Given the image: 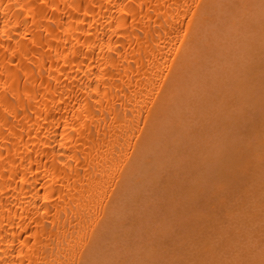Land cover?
I'll return each instance as SVG.
<instances>
[{"label": "bare ground", "instance_id": "1", "mask_svg": "<svg viewBox=\"0 0 264 264\" xmlns=\"http://www.w3.org/2000/svg\"><path fill=\"white\" fill-rule=\"evenodd\" d=\"M222 3H223V0H0V264H96L101 250L105 249L104 248L105 246L106 248L107 246H109L108 243L111 242L110 237L112 235H114L112 236V238L114 237L113 239H115V242H117L116 243L117 245H118V242L119 244L121 243L119 241L121 239L118 238L121 235L117 237L115 235V232L112 230V228H114L115 225H117V228L116 229L114 228V230H117L118 227H120V229L118 230H122L123 227L126 228V229L123 228V230H127V229L129 230V228L133 229L132 227L135 226L134 232L138 234L137 236H141V237L143 236L144 234L143 232L146 231L145 228H143L145 223L147 222L146 224L148 223L151 224V222L155 221L151 219H155L154 218L156 217L155 214H157L158 211H160L161 209H158V206L155 207L156 204L154 203L155 206L154 205L153 206L155 207L154 210L156 212L152 210L153 208L152 209L149 208V210L152 211V213L150 212L151 214L150 213L149 214L153 216V218H151V216L148 217L149 215L148 214L147 216H144V217L149 218V219L148 218L146 219L147 221H145V218H144V219H141L143 220L141 223H136L137 225L136 224L134 225L130 222L133 220H134L133 222H135L136 217L132 218L131 213L128 214L127 213L128 210H125L124 208L127 199L129 197L130 198L132 197L131 194L132 195L133 193L136 194V192L138 191H141L142 193H144L147 190L146 187L148 188V186L146 185L150 184V183L147 184L146 182H148V180L150 181V179L152 181L153 179L152 175H155V172L158 171L157 169L161 170L163 168V166L161 165L166 164L168 160H169L168 163H172L170 162V160L172 158L174 160L175 157L179 156V154L176 156L177 154L176 150L178 151V153H180L181 151V146L180 147L178 146L180 145L179 143L181 144L183 143L184 147L182 146L183 147L182 149H184L186 146L189 147V145L184 144V141L185 142L188 141L186 143L190 144L191 140L189 141L186 138V140L181 141V138L183 136L181 137L180 132L184 131L183 130L184 127L191 129L192 127L195 128V126L197 127L200 125L198 129L202 132V127H203L204 128L203 132L206 131L205 129L207 128V126L205 125V123L212 118L211 117L212 115L214 117V114L216 112L219 113L218 110L222 108L221 107L222 103H226L224 102V100L228 98H223L225 97L223 96L222 98L224 100L220 99L223 102L220 103V108L218 107V110L216 108L213 110L209 109L210 106L208 105L209 103L211 104L210 101H214L215 98H213V96L215 97L216 96L215 94L217 93V92L215 93V91L216 90L220 91L222 88L224 89V86L227 84L226 81L231 79L229 77H231V75H233L234 77L235 74H238L240 72L236 70V72H238L236 73L235 71H233L234 69L229 71V69L232 68L230 65H232L233 68L234 67L237 68L238 66H241L245 62L243 61L244 58L248 56L249 52L251 51L250 47H248L247 50L249 51L247 53L246 48H244L246 50V53L244 52L245 51L244 49L242 52L239 53L240 55L242 53L241 56L235 53L236 54L235 56L236 57L238 56L237 58L235 57L236 59L233 57L231 59V57L226 56L227 54L234 56V52L235 51L237 52L238 50H240L238 48L235 49V47L238 44L237 42L238 40H239V43L240 42L242 43L244 40V39L241 40L239 37L240 36L239 28L241 27L243 28V26L241 25H246L249 28V24H250L251 25L250 27L253 28V31H250L252 35L254 33L255 34L258 33V31L261 32L260 30H258L260 27H258V29H255L256 27L253 26L254 22L250 21V19L253 20L256 16L258 17V19H260L259 17H262V13H263L262 10H264V7H263L264 0H242L239 2V6H238L239 10H237L238 8L236 10L233 9L234 12L232 11V14L234 13L239 16L242 13L243 20L241 19L238 21L233 20L230 22V24L231 23L232 24L230 25L231 29L229 31L232 34L229 33L228 36L225 37L226 39H222L221 42L219 41L220 39H218L219 37H217V39L215 37H212V35L215 33V30L211 29V26L217 22V19L215 17L217 16V12L219 11L220 5ZM262 7L263 9L261 10L260 8ZM222 10L224 11L223 8ZM235 11H238V12L235 13ZM258 11L259 13L262 12L260 16L258 15L259 14ZM234 14H233V17H234ZM253 14L255 16L252 18ZM235 22H237L238 24L236 25ZM232 28H233V31H232ZM218 30L219 28H217V31ZM234 30H239V31H236V33H234L235 32ZM249 30H252V29H249ZM263 31L264 30H262L261 34L264 33ZM229 35H232V36L236 35L237 37H239V39L235 36L236 39L234 41L233 39L230 38ZM250 38L251 37L247 38L249 39V41L247 40L248 42H250ZM213 41H215L216 43H212ZM222 41H226V42L229 41L232 43H229V42L224 43ZM219 43H220V46H219ZM253 43L252 42L248 43V45L253 44ZM221 44H223V46ZM227 44L229 46H226ZM233 46L235 47L233 48ZM220 47L222 48V50L223 49L225 50L228 48L229 52L224 54L228 59L226 57H225L226 59L225 58L222 60L219 59V54L224 52V50L223 51L220 49L218 50V48ZM202 48H205L207 53L201 52L200 50ZM253 50H255V48ZM219 51H222V52H219ZM243 55H245V57ZM201 56H203L204 58L212 59L210 66L212 68L214 67L213 72L215 73L214 74L212 72V69L211 71H209L210 73L209 75L206 73V71H204L202 76L204 77L205 75L206 79H208L207 81L203 78L205 80L204 83L207 81V83H205L206 85L204 86H200V85H203L204 83L202 82L203 81L202 78L200 80L199 76L202 74L203 69L201 68L206 64V62L204 60H201V61L199 60L203 58ZM221 56H223V54L220 55V57ZM241 57H243L242 58L243 60L241 59ZM234 60H237V61L239 60L238 61L239 63ZM240 60L242 61V63ZM221 61L223 62L222 65H220ZM217 62L219 65H215L217 64ZM236 62L238 63V65L236 64ZM226 63L228 65V68H227ZM233 63L235 64L233 65ZM222 66L224 67V69L222 68ZM263 66L264 65H262L261 67V65H259L256 67L264 68ZM250 67H253V66H250ZM236 77H235V80L237 79ZM198 80L200 81V83H198V86H197ZM235 80H232V82H234ZM227 85H226V88L229 87ZM207 86L209 87L207 88ZM248 86L249 85H246L244 88L247 87V89H249ZM197 87H200V88H197ZM234 87L235 89H237L236 86ZM190 89H191V94H194L192 93V91L195 93L196 92L198 93L201 90L203 91L204 89H205V92L208 90L209 93L211 92L210 94L212 95L213 99L210 97L206 99V97H204L203 100L206 99L204 100V102L207 101V103L202 104L201 103L202 99L198 101L199 97L195 95L194 97L197 96L198 99L196 97V100L194 101L195 98L193 97V95L191 96L189 94ZM193 89L196 91H194ZM242 90L243 92L242 91L241 92L244 93L245 89H242ZM228 91H229V88L226 91L223 90V92H225L223 94H226V92ZM231 91H233V88L231 89ZM245 92H248V90ZM184 93H186L189 100L185 99V97L187 98V96L184 95ZM223 94L220 95V98ZM254 95H252L251 98H253ZM229 96L231 97L233 95L229 94ZM234 96L236 97V94ZM189 97L194 98V99L191 100ZM241 98L243 99V97ZM184 99H185L184 101L185 103L183 102ZM218 100L219 99H217L216 101L218 102ZM226 101L229 104L228 100ZM229 101H234V99L229 100ZM237 101L240 102L239 99ZM182 102L186 106L183 105ZM194 102L196 103L199 102L200 105ZM212 103L214 104L215 107H217V105H215L216 102L215 103L212 102ZM216 104H218L219 106V103H216ZM228 104H226V106ZM239 104L242 105L243 103L240 102ZM190 105L193 106V108H195L193 109L194 112H192L193 111L191 110L192 108H189L191 107ZM200 106H203V107L205 106L202 109H206L208 107L207 110H211L212 114H210V112L208 114V111L206 113V110H203L201 112ZM179 107H181L183 111L189 110L188 113L191 116L185 115V118H184L183 115L185 112H183V114L179 115L178 116L179 118H177L176 115H177V110ZM211 107H212V104H211ZM223 107H225L224 104H223ZM251 107H252V104H251ZM196 109L199 111H195ZM225 109L226 108H224V110ZM235 109L233 110L231 109L232 112L235 111ZM191 112L194 114L192 115ZM196 112L198 113L196 114ZM202 113L204 114V116L202 115L203 118L201 117ZM216 114H215V117H216ZM219 116L220 115L218 114L216 118H218ZM234 116L231 115V117H234ZM207 117L209 119H207ZM187 118H189L188 119L189 121L190 119H192L188 124H187L188 121H186ZM182 119H184L183 121L185 122H183ZM216 120L218 123V120H221V119H216ZM195 122L197 124H195ZM214 122L215 120L213 119L212 121L210 120V123L212 125L215 124ZM208 123L209 121L206 124L210 125V123L209 124ZM243 125L244 123L242 124V126ZM260 125L261 123L258 125V127ZM263 125L264 124H262V128L264 127ZM242 126H238V127H242ZM173 130L177 133L179 131L180 132L179 134H176ZM193 130L191 129V132ZM195 130L193 133L195 137L192 135L194 137L192 139H195L197 134L198 136H200V138L201 137L205 138L203 134L199 135L200 131H197V134L195 135L196 133ZM214 130H217V129H214ZM208 131L212 132L210 130ZM188 132L192 134L190 131ZM175 134L178 136L180 135L179 136L180 138L177 137ZM183 134L186 137H188V139L191 136L190 134L188 136V134H185V132ZM185 136L183 137V139H185ZM223 136L225 135L223 134ZM208 137H209V133H208ZM178 138L180 139V142L179 140H177ZM229 138H227V140H229ZM234 138L236 139L235 136ZM197 142H199V140L196 141V143ZM219 142H216V146H217V143ZM259 142L262 143V141L260 140ZM174 143L175 144L178 143V144L175 145ZM200 143H204V141ZM209 143L211 144L212 142H209ZM172 144L174 146H172ZM176 146L177 148H175ZM220 146L221 144L220 145L218 144L217 147L221 148ZM222 146L224 145L222 144ZM178 147L180 151L178 150ZM194 147L198 151L199 149L201 150V147L197 148L199 147V144L197 145V147L194 145ZM225 147H227V145ZM173 148H175V150H173ZM171 149L173 151H171ZM196 149L188 148L187 151H185L186 149L184 150V152L181 151V154H180L182 156L181 159L189 158V154L188 156L185 155L187 157L186 158L184 155H182V153H185V152L192 153L193 150H194V153H196L197 152V151L195 152ZM251 149L254 150L253 148ZM169 150L173 153L171 154ZM211 150L213 149L211 148ZM168 151H169V154L172 155V157H169V159L165 161L168 158L167 155H169L167 154ZM202 151L204 150L202 149ZM256 151H257V148H256ZM226 152L227 151L225 150V154ZM155 153H157L159 156H156ZM194 153H192L191 155H193ZM200 153L203 155L205 154L202 152ZM261 153L263 154L260 157L257 156V158L259 157L263 161L264 160L263 158L264 150L260 152V154ZM173 154H175V157H173ZM197 154H199V152H197ZM212 154H213V151H211L210 155ZM162 155L163 156L166 155V158L163 157ZM160 157L165 158L164 161L166 163L163 161V159H162L163 162H160L161 161ZM207 157L210 158V156H207ZM190 158L188 160H190ZM196 158L198 157L196 156ZM217 158H218V155H217ZM179 159L180 158L178 157V161ZM261 159H259L260 161H257V162L255 161L258 159H254L255 163L253 162V164L255 167H258L256 166L257 165L256 163L262 162ZM191 160L189 162H192ZM180 161H181V166L183 165L185 167L186 166L185 160L184 161L180 160ZM200 161L198 159L197 161L198 164ZM160 163L161 165H159ZM194 163H193V166L197 164V163L196 164ZM216 163L217 161L214 162V164ZM198 164L197 166L199 167L197 166L196 167L199 169L201 166L200 164L199 165ZM222 164L223 162H221L220 164L218 163L219 166L220 165L222 166ZM261 164L259 168L261 167ZM167 165L168 164H166V167ZM249 165H251V163H249ZM173 166H175V164ZM173 166H170L171 169ZM178 167L179 166H177V168ZM188 167L189 166L185 167L186 170ZM214 167L216 166L214 165ZM223 167L224 166H222L221 168L223 169ZM177 168L175 169V171L177 170ZM189 168H188V171L192 170L193 167H191L190 169ZM224 170L227 171L228 169L227 170L224 169ZM224 170H222L223 173H224ZM164 171H166V169ZM170 171L171 170H168L169 173ZM222 171H220V173H222ZM192 172L194 171L192 170ZM251 172H252V169H251ZM184 173H186V171H184ZM206 173H209V172H206ZM193 174L194 173H192V175ZM243 174H245V172H243ZM248 174L251 175L250 173ZM255 174L252 175L254 179L256 178V176H258ZM170 175L172 176V174H169L167 175V177ZM179 175L180 174H178V176ZM262 175H261V180L264 179V177L262 178ZM223 176H225V174ZM174 177L172 176L171 179H173ZM258 177H260V175ZM258 177L257 179L259 180ZM246 178H247V175H246ZM168 179L170 178L168 177ZM237 179L238 178H236L235 180L238 182H241ZM217 180L220 181L219 179ZM221 180H224V179H221ZM166 181L164 180L165 183H167ZM253 182H249L250 186L251 184H253ZM258 182L263 185L262 187H264V182L263 183H261L260 181ZM255 183H256V180L253 184V187L256 186ZM259 183H258V186L255 187V189L261 187V185L259 186ZM137 184L139 185L143 184V185H140L142 189ZM222 185H223L222 187L225 186L223 182H222ZM244 185L247 187L246 183ZM150 186H152V184H150ZM203 186L205 185L203 184ZM239 186L240 185H238V187ZM134 187L140 190L138 191L135 190L134 192H132L131 190ZM157 188H159V186ZM175 188H173V190ZM229 188L230 187L228 186V189ZM231 188L230 190H232ZM223 190L220 191L219 193L222 194ZM245 190L249 191V193L246 194ZM258 190L260 191L258 192ZM261 190L262 189H257L256 191H253V188L249 190L245 188L244 193L246 196H243V197L247 199L250 198L249 203L250 204L257 203V207L263 211L264 207L263 205L262 206L260 205L262 204L261 202L264 203L263 201L264 198L262 195V193L264 192V189L262 191ZM218 191L219 190L217 189L214 195L216 194L219 195ZM254 192L257 193L256 196L254 195L255 194ZM260 192H261V197L259 196ZM142 193H140V195ZM147 193H148V190H147ZM129 194L130 196H128ZM137 194L139 196V193ZM155 194H156V191L153 195ZM174 194H177V193L174 192ZM136 195H133L134 200L135 198L137 200L139 197L141 198V196L137 197ZM143 195L144 194H142V196ZM166 195H168V192L166 193ZM248 195L249 197H247ZM146 197L148 196H145V198ZM153 197L155 198V196ZM159 197H161V195H159ZM159 197L158 199L162 201ZM226 197L228 196L226 195ZM172 198L174 199L175 197H172ZM194 199L197 200L196 197ZM205 199H207V197H205ZM225 199H228V198H225ZM225 199H222L223 203ZM240 199L241 198H239V200ZM253 199H256V200L254 201ZM258 199L259 201L261 200L262 201L258 202L257 201ZM151 200H154V199H150L149 202ZM155 200L157 201V198H155ZM219 200L221 202V198H219ZM237 201L238 200H236V202ZM243 201H245V203L243 202L244 204L242 202L238 204H243V205L248 204L246 199H244ZM139 203L140 201L137 203L138 206H139ZM186 203L188 204V202ZM168 204L170 205V207L173 206L171 205L170 202ZM183 204H184V201H183ZM225 204L226 203H224V205ZM193 205H196V204H193ZM243 205L241 206L239 205L242 210L239 209L236 211L241 212V214L251 213L250 215H253V216H249V214H246V215L244 214L246 218L248 217L247 219L248 221L250 218L253 219V220L251 219L250 223L254 221V219H256L257 214L259 215L262 212L260 210L259 211L260 213H259L258 208H254V209L252 208V209L247 210L245 208L246 206L243 207ZM146 206L141 209H145ZM167 206L168 205H166V207ZM203 206H204V203H203ZM219 206L221 205L219 204ZM219 206H215V207L217 208ZM172 208L170 209L168 208V210H170L169 212H173ZM222 208H221L222 210H225V207H222ZM243 208L246 211L243 210ZM130 210L131 211L129 212H132V210L134 212L135 209H130ZM136 210H135V213H136ZM168 210H165L163 213L165 214V212H167ZM232 210L234 209L232 208ZM232 210L230 209L229 211L230 213H227V216L230 215V217L233 219V222H234L235 219H239L240 217L237 216V217H234L235 218L234 219L233 216H235L236 212H233ZM254 210H257V211H254ZM141 211L143 210L139 211L138 213L139 215ZM250 211H253V213ZM133 212L132 214L134 215ZM254 212L256 213L258 212V213L255 214ZM125 213L130 215L128 219L130 217L132 218V220L129 221V224L133 225L132 227L128 226L129 228H127V224H125L127 223V221L123 218ZM127 214L125 215L126 216L125 218H127ZM138 214H135V215H138ZM143 214L146 215V213H143ZM231 214L232 215L234 214V215L232 216ZM260 215L258 217L261 218L260 219L261 221L257 219L256 222L259 221V223H262V221H264L263 220L264 212ZM160 216L161 215H158V218ZM201 216H203V214ZM209 220L210 219L206 220V222H209ZM159 221H162V218ZM178 221H180V219ZM241 221L242 222L246 221V219L245 220L241 219ZM163 222L164 220L162 221V223ZM242 222H239V223H242ZM256 222L254 223L257 224ZM173 223L175 222L173 221L172 224ZM184 223L185 222L183 221L182 224ZM239 223H237L236 225H239ZM254 223H252V225L255 226ZM118 224H121V226L120 225L118 226ZM139 224H142L143 226L142 225L139 226ZM167 224H170V223L167 222ZM189 224H187V226ZM257 225L261 226V224H257ZM148 227H146V229ZM246 227H248L249 229V231L247 230L244 232L246 234H243L241 231H239L238 233H242L244 235V240H243L244 242L246 241L245 239L247 238L249 242L250 240L249 235L253 236L254 238V236L257 233V230H256V227H254L255 228L254 231L251 230V226L249 228V226L246 225ZM150 228L151 229L156 228L155 224H153V227L151 226ZM186 228L188 229V227ZM190 228L194 229V226L190 225ZM231 228H233V226ZM240 228H242L241 224L240 226H237V227L235 226L234 229L229 230L230 234L231 232L235 230L233 232V234L235 235V233L237 232L236 229L240 230ZM259 228L261 229L263 228V229L259 230ZM140 229H143V232ZM151 229L148 232L146 231L147 238H148L147 233H149ZM156 229H158L156 232L157 234L162 231L161 227L156 228ZM163 229H165V227H163ZM111 230L113 231L112 235L110 234ZM200 230H197V231H200ZM243 230H246V228L245 229L243 228ZM258 231H259L258 233L262 232V235H263L264 225H262V227L258 226ZM139 232H140V235H139ZM152 233L154 237L155 236L154 232ZM161 233H163V231ZM168 233H172V232H168ZM193 233L194 232H192V234ZM217 233H218V230H217ZM219 233L217 235H219ZM238 233H237L238 238H240ZM109 234L111 235L110 237H109ZM172 235L173 237L175 235L174 239L177 237L176 236L177 234L173 233ZM246 235H247V238H245ZM181 236H183V234ZM123 237L125 238V236ZM163 237L159 238L156 235V238H159L160 240L158 241L156 239L152 241L151 244H153V242L155 244V241L156 242L158 241L159 243L162 242L161 240L165 238ZM196 237H198V235ZM222 237L227 240L226 233H223V236H221L220 239H222ZM236 237H235V240L237 239ZM147 238L145 239L148 240ZM150 238L151 237H149V239ZM178 238L179 236L176 239L180 240V238L179 239ZM203 238L207 239L208 237H203ZM257 238L258 237H256V239ZM134 239L136 240V242L138 240L143 241L141 238L140 239L134 238ZM134 239H132L134 242V245L139 244V243L140 244L142 243L141 245H144L143 243H145L146 241V240L143 242L138 241L136 243ZM176 239H175V242H176ZM200 240L202 243H204V241H202L203 239H200ZM235 240L233 239V241ZM240 240L242 239L240 238ZM240 240H237V245H238V241ZM254 240L255 239H253V241ZM127 241L125 242L127 243ZM171 241H168V242L171 243ZM253 241L249 242L250 245H251V242H252V245H254L257 240L254 241V243ZM159 243L157 246L154 244L153 245L158 247L159 249ZM176 243L174 245H176ZM212 243L213 241H211V244L208 243L207 246L206 244L204 247L201 246L202 250L199 251V253L202 251H205L206 253H208V250H207L209 248L208 245L209 246L211 245L210 248L217 246L218 248L222 249V250L220 249L221 251L229 247V246L228 247L226 246L225 248L221 247V246H225L224 243H222L223 245L220 243L219 246L217 245V243L216 244L213 243L215 244L213 246ZM247 243L243 245L246 246ZM258 243L255 245H258L259 247L254 245V248H252V250L249 249L252 247V245L251 246L247 245L248 246L247 249L250 252L248 251L247 254L246 253L245 254L247 255L246 257L248 259H245L246 257L245 258L243 257L244 260L242 259L243 260L242 262L241 259L237 257L239 255H235L237 257L235 261L242 262L243 264L244 263L251 264L249 262L256 260V263L255 262L254 263L252 262V263L262 264L261 262L264 261V259L262 258L264 257V248L261 247V245L264 246V244H262L261 242H260L261 244L260 243L258 244ZM113 244L116 245L114 242ZM196 244L200 246L199 242H197ZM227 244L228 243H226V245ZM229 244L231 245V243ZM235 244L233 243V245ZM111 245L109 246L110 249H113L112 253L110 254L111 256L105 255L103 256V261L98 260V262L101 261L100 263L102 264H105V263L110 264L108 261L113 259L112 254H114L113 255L114 258L120 257L118 258L119 260L121 259V257L123 258L129 257V255L127 257H125L126 255L123 256V254L120 255L121 254L120 252L122 250L115 249L116 247L118 248L117 245L116 247L112 245V248H111ZM121 245L124 246V243L120 244L119 246L120 248H122ZM141 245L134 246L135 249L134 247L131 246L132 253L137 254V251H135L136 253L133 252L134 250H137V249H141L142 251H144L142 248L143 246ZM149 245H150V242H149ZM149 245H146V246H149ZM154 246L152 248H154ZM138 247H141V248H138ZM217 247L215 249H209V252L210 254H212V257H213V254L215 255L218 254L219 249ZM236 247L237 246L235 245V248ZM239 247H241L240 249H242L241 243ZM246 247H244V249ZM175 249L176 247L174 248V250ZM258 249H260L261 251H258ZM114 250L115 251L121 250L120 252L117 251V255L119 253L120 256L115 255L116 252L114 253ZM123 250H124V247H123ZM130 250L131 249H129V254H131ZM181 250L183 251V249ZM216 250H217V253H215ZM147 251L145 250V252ZM191 251L193 252V250ZM197 251L198 250H196L195 252L197 253ZM252 251H255L258 254V256H256L257 254H255V252H253L254 253L253 254ZM126 252L128 254V251ZM151 253L153 254V252ZM196 253H193V254H196ZM199 253L197 255H194V257H202L200 256L202 254L199 255ZM220 253L222 255L224 251ZM249 253L251 254L252 257L249 255ZM133 255H132V259H134ZM143 255L144 256L147 255L146 258H148V254L143 253ZM150 255L151 254H149V256ZM162 255H163V252H162ZM170 255H168V257H170ZM241 255L242 254H240V256ZM191 256L193 257V255ZM217 256L218 255L214 256L213 259L215 257L217 258ZM253 256H254V259H253ZM137 257H138L137 258L138 260H139V257L142 258L141 256H137ZM158 257H161V256H158ZM233 257L229 255V257L227 258L231 260L233 259L234 261ZM250 257L252 259L251 261L249 260ZM106 258L109 260H107ZM154 258L151 261H153L152 263L156 264L155 263L156 261L154 262L155 260ZM188 258L189 257H187L186 259ZM132 259L130 257L129 260H132ZM194 259L195 258H193V260ZM119 260H118L119 263L118 262H113V263L122 264V262L120 263L121 260L120 261ZM191 260H188V261L192 263L193 260L192 261ZM207 260L209 259L206 258L205 262ZM225 260L226 258H224V264H225ZM202 261L204 260L202 259ZM207 262H210V261H207ZM234 262L230 264H234ZM127 263L129 264V262H126L125 264ZM138 263L130 262V264H138ZM160 263L163 264L162 261ZM166 264H169V263L166 262ZM195 264H199V263H195ZM235 264H237V262H235Z\"/></svg>", "mask_w": 264, "mask_h": 264}, {"label": "rangeland", "instance_id": "2", "mask_svg": "<svg viewBox=\"0 0 264 264\" xmlns=\"http://www.w3.org/2000/svg\"><path fill=\"white\" fill-rule=\"evenodd\" d=\"M240 1H242V0H223V3L220 5V8H219V11L217 12V16L215 17L216 19H217V22L215 23V24H213L212 26H211V29H214L215 30V33L212 35V37H215L216 39H217V37H219L218 39H220L219 41L221 42V40L222 39H226L225 37H227L228 36V34L230 33V25L232 24H230V22L231 21H233V20H235V21H238V20H243V14L241 13L239 16L238 15H236V14H234V17H233V14H232V11H233V9L234 10H236L237 8H238V6H239V2ZM264 7V6H263ZM263 7L262 8H260L261 10L263 9ZM222 8L224 9V11L222 10ZM237 10H239V8L237 9ZM234 12V11H233ZM238 11H235V13H237ZM263 12V13H262ZM262 12H260L259 13V11H258V15L260 16V14L262 13V17H259L260 19H258V17L256 16L253 20H251L250 19V21H253L254 23V25L253 26H255L254 28L255 29H258V27H260L258 30H260L261 32H259L258 31V33H254L253 35H252V33H250V31H253V28H251L250 26V24H249V28L246 26V25H241V26H243V28L241 27V28H239V30H234L235 32L234 33H236V31H239V34H240V39L242 40V39H244L243 40V42L241 43H239V40L237 41L238 42V44H237V46L235 47V46H233V48L235 47V49L236 48H238V49H240V50H238L237 52L235 51L234 52V56L233 55H226L227 57H231V59H232V57L233 58H235L236 56V54L235 53H237L238 55H240L239 53L240 52H242L243 51V49L244 48H246V50H247V48L248 47H250V52H249V54H248V56H246L245 57V55H243L245 58H244V60L242 59L243 57H241V59L243 60V61H245L241 66H238L237 68H233V66L232 65H230L229 67L231 68V69H229V71H231L232 69H234L233 71H235L236 72V70L237 71H240L239 73L238 72H236V73H238V74H235L234 72V77H233V75H231V77H229V78H231V79H229V80H227V78H226V82H227V86H229L228 88H229V91L228 92H226V94H228V95H226V94H223V93H225V92H223V90H228V88H226V85L224 86V89L222 88L220 91H218V90H216L215 91V97L213 96V98H215L216 100L217 99H219L218 100V102L214 99V101H210L211 102V104H212V107H211V104L209 103L208 105L211 107H209V109H217L218 110V107L220 108V103H222L223 101L222 100H224L223 98H228V99H225L224 100V102H226V103H222L221 105V109L220 110H218L219 111V113L218 112H216V113H218L220 116V118L218 117V118H216L217 117V115L218 114H216V117H215V114H214V117H213V115L211 116L212 118L210 119L211 121H212V119L213 120H215V124H211L210 123V120H208L209 121V123H210V125H207L206 123L208 122L207 120H205V121H207L206 123H205V125L207 126V128L205 129L206 131H204L203 132V127H202V132L198 129L199 128V126H195V128L194 127H192L191 129L193 130H195L196 131V133H195V135L197 134V131H200L199 133V135H201V134H203V136H205V140H206V142H205V140L201 137L200 138V136H198V134H197V136H196V138L195 139H192V138H194L195 136H194V130L191 132V129H189V128H185L184 127V131H182L183 133L185 132V134H188L189 132L188 131H190L192 134H190L191 136V139H190V137H189V139H188V137H186L182 132H180V135H181V137L183 136H185V139H183V137L181 138V141H184V140H186V138H187V140H191L190 142V144H187L186 142H188V141H184V144L185 145H189V147L188 146H186L184 149H182L183 147H184V145H183V143L181 144V143H179L180 145H178L179 147L181 146V151L182 152H184V150L185 151H187L188 150V148L190 149V148H193V149H196L195 147H194V145L197 147V145L199 144V147H197V148H200L201 147V150L199 149V151L196 149L195 150V152L197 151V152H199V154H197V152L196 153H194V150L192 151V153H194L193 155H191L192 153H189V152H185V153H182V155H187L188 156V154H189V158H190V160L192 161V162H189L190 160H188V159H181L182 158V156L180 155L181 154V151H180V149H179V147H178V150L180 151V153H178V151L176 150V152H177V154H176V156L179 154V156H177V157H175V154H173V157H175L174 158V160H173V158L170 160V162H172V163H168L169 162V157H172V153L173 152H171V151H173V150H175V148H177V146L175 147V148H173V150L171 149V151H170V153L171 154H169V151L167 152V154H169V155H167V159L165 160V161H167L168 160V162L166 163L165 161H164V159L166 158V155L165 156H163V157H165V158H162V157H160L161 158V161L160 162H165L166 164H168L167 165V167L169 166H173L174 164H175V166H173L172 167V169H171V167L168 169L167 167H166V164H163V165H161V163L159 164V165H161V166H163V168H164V170L166 169V171H164L163 170V168L160 170V169H157L158 171H156L155 172V175H156V177H155V175H152V177H153V179H152V181H151V179H150V181L148 180V182H146L147 184L148 183H150V184H152V186H150V184H148V185H146V186H148V188L146 187V189L148 190V193H147V190L144 192V193H142L141 191H138V190H140V189H137L136 187H134V188H132V192H134L135 190L136 191H138V192H136V194L137 193H139V196H141V198L138 196V194L136 195L135 193H133V195H136L137 197H139L138 198V200L135 198V200H134V198H133V195L131 194V198L129 197L128 199H127V201H126V203H125V206H124V208H125V210H128V214H130L131 213V217L132 218H135L136 220H135V222H133V221H131L132 220V218L130 217L129 219H128V217L130 216V215H128L127 213H125V215L127 214V218H125L126 216L124 215V219L127 221V223H125V224H127V228H129L128 226H130V227H132L133 225L132 224H136V223H141L143 220H141V219H144L145 218V221H147L146 219L149 217V216H151L150 214L152 213V211H150L149 210V208L150 209H152L153 211H155L154 210V208L155 207H157L158 206V209H161L160 211H158V213L157 214H155L156 215V217H154L155 219H151V220H155V221H153V222H151V224H146L145 223V225H144V227L143 228H145V230L148 232L151 228V226L153 227V224H155V226H156V228H159V227H161L162 228V231H163V233H156L157 232V230L158 229H156V228H152L151 229V231L149 232V233H147L148 234V238L146 237V231L145 232H143V229H140V230H142V232L145 234H143L142 232V234H143V238L141 237V236H137L138 234H136V232H134L135 230H134V227L135 226H133L132 228L133 229H131V228H129V230L127 229V230H123V228H125V227H123L122 228V230H118V229H120V227H118V229L117 230H114V228L116 229L117 228V225H115V227L114 228H112V230L115 232V235L118 237L119 235H121V236H119L118 238H120L121 240H119L121 243L120 244H123L124 243V246L123 245H121V247L122 248H120L119 246H120V244H119V242H118V245L116 244L117 242H115V239H113L112 238V236H114V235H112V230H111V232H110V234L112 235H110L109 234V237L111 238V244L113 245V246H115L116 247V245L118 246V248L116 247L115 249H121L120 251H118V250H114V253L116 252V254L115 255H117V251L118 252H120L121 254L120 255H122L123 254V256H125V257H127L128 255H129V257H127V258H123V257H121V261L118 259V258H120V257H115L114 258V254H112V258L113 259H111V260H109V259H107V260H109L108 262L110 263V264H112L113 262H118V260L120 261V263L122 262V264H125L126 262H129V264H130V262H134V263H138V264H150V262H151V264H154V263H152L153 261H151L154 257V262L156 263V264H162V263H160L161 261L163 262V264H166V262L167 263H169V264H195V263H199V264H205V263H207V264H224V258H226V260H225V264L227 263V264H230V263H233L236 259H237V257H239V259H241V261L243 262V257L245 258L247 255V252L249 251L247 248H248V246L247 245H250V241H253V239H255L254 241H256V243L255 244H257L258 242L260 243H262V244H264V239H263V235H262V232H260V233H258L259 231H258V226L259 227H262V225H264V221H262V223H259V221H261L260 219L261 218H259L258 216L260 215V214H262L263 212H264V209H263V211L260 209V208H258L257 207V203L256 204H250L249 203V199L250 198H244L243 196H246L245 195V193L247 194V193H249V191H246L245 193H244V189L245 188H247V190H249V189H251V188H253V191H256L257 189H264V187H262L263 185L262 184H260L258 181H260L261 183H263L264 182V179H262L261 180V175L262 174H264L263 173V171H264V169H263V167H264V160L262 161V159L261 158H259L263 153H261L260 154V152H262L263 150H264V127L262 128V124H264V68H261L262 67V65H264V33L263 34H261L262 33V30H264V10H262ZM236 15V16H235ZM238 16V17H237ZM255 15L253 14L252 15V18L254 17ZM235 17H237V18H235ZM237 19V20H236ZM258 20V21H257ZM256 21H257V23H256ZM249 22V21H248ZM242 23V22H241ZM235 24L237 25L238 23L237 22H235ZM256 24V25H255ZM244 26H246V27H244ZM234 27V26H233ZM238 27V26H237ZM217 28H219V30L217 31ZM249 29H252V30H249ZM254 29V30H255ZM232 31H233V28H232ZM231 31V32H232ZM257 32V31H256ZM264 32V31H263ZM233 33V34H234ZM230 34H232V33H230ZM230 36V38L231 39H233L234 41H235V36L233 35H229ZM232 36V37H231ZM253 36V37H252ZM221 37V38H220ZM237 37V36H236ZM239 37H237L238 39H239ZM243 37V38H242ZM249 37H251L250 38V42H248L249 41V39H247V38H249ZM255 38V39H254ZM252 39V40H251ZM240 40V41H241ZM248 40V41H247ZM254 40V41H253ZM227 41V40H226ZM226 41H222V42H226ZM233 41V42H234ZM217 42H218V40H217ZM229 42V41H228ZM228 42H226V43H228ZM236 42V43H237ZM253 43V44H250V45H248V43ZM212 43H216L215 41H213ZM229 43H232V42H229ZM222 46H223V44H221ZM218 46V45H217ZM219 46H220V43H219ZM221 46V47H222ZM226 46H229L228 44L226 45ZM218 48V50L220 49V50H222V48ZM232 47V46H231ZM255 48V50H253ZM258 48V49H257ZM229 49H230V47H229ZM257 49V50H256ZM224 50V49H223ZM222 50V51H223ZM232 50H234V49H232ZM231 50V51H232ZM245 50V49H244ZM246 50L244 51L245 53H246ZM201 52H206V50H205V48H202L201 50H200ZM222 51H219V52H222ZM248 51L249 50H247V53H248ZM261 51H263V52H261ZM229 52V50H228V48L227 49H225L224 50V52L223 53H220L219 54V59L220 60H222V59H224L226 56L224 55L225 53H228ZM244 52H243V54H244ZM261 52V53H260ZM207 53V52H206ZM223 54V56H221L220 57V55H222ZM230 54H232V53H230ZM211 55V54H210ZM241 55H242V53H241ZM240 55V56H241ZM218 56V55H217ZM201 57H203V56H201ZM226 57V58H227ZM238 57V56H237ZM236 57V58H237ZM225 58V59H226ZM235 58V59H236ZM240 58V57H239ZM228 59V58H227ZM230 59V58H229ZM200 61L201 60H204L205 62H206V64L201 68V69H203V72H202V74L199 76L200 77V80H201V78H202V82L204 83V81L205 80H207L208 81V79H206V77H205V75H204V77L202 76L203 75V73H204V71H206V73L209 75L210 73H209V71H211V69H212V72H213V68L210 66V64H211V60L212 59H208V58H202V59H199ZM231 61V60H230ZM234 61H237V60H234ZM239 61V60H238ZM237 61V62H238ZM241 61V60H240ZM220 62V61H219ZM236 62V64L238 65V63ZM222 61H221V64L220 65H222ZM225 63V62H224ZM241 63H242V61H241ZM251 63V64H250ZM229 64V63H228ZM235 63H233V65H234ZM215 65H219L218 64V62H217V64H215ZM224 65V64H223ZM226 65H227V63H226ZM240 65V64H239ZM259 65H261V67L259 68V67H256V66H259ZM236 66V65H235ZM250 66H253V67H250ZM264 67V66H263ZM216 68V67H215ZM219 68H221V67H219ZM222 68L224 69V67L222 66ZM227 68H228V65H227ZM255 68V69H254ZM215 70V69H214ZM256 70V71H255ZM218 71V70H217ZM243 71V72H242ZM211 72V73H212ZM221 72V71H220ZM219 72V73H220ZM228 72V71H227ZM254 72V73H253ZM214 73V72H213ZM217 73V72H216ZM225 73V72H224ZM230 73H232V72H230ZM249 73V74H248ZM206 74V75H207ZM215 74V73H214ZM214 74H213V76H214ZM212 75V74H211ZM217 75V74H216ZM230 75V74H229ZM228 75V76H229ZM253 75V76H252ZM218 76V75H217ZM237 76V77H236ZM250 77V79H249V77ZM252 76V77H251ZM226 77V76H225ZM224 77V78H225ZM235 77L238 79H236L235 80ZM247 77V78H246ZM205 80H204V79ZM208 78H210V77H208ZM199 79V78H198ZM232 80H235L234 82H232ZM207 81L205 82V83H207ZM211 81V80H210ZM239 81V82H238ZM201 82V83H202ZM225 82V83H226ZM238 82V83H237ZM198 83H200V81L198 80V82H197V86H198ZM203 84V85H200V86H204V85H206V84ZM223 83V82H222ZM242 83V84H241ZM196 84V83H195ZM229 84H231V85H229ZM234 84H236V85H234ZM238 84V85H237ZM241 85V86H240ZM246 85H249L248 86V88L250 89H247V87L246 88H244ZM222 86V87H223ZM234 86H236L237 87V89H235V87ZM206 87V86H205ZM209 86H207V88H208ZM218 87V86H217ZM220 87V86H219ZM196 88V87H195ZM197 88H200V87H197ZM211 88V87H210ZM221 88V87H220ZM233 88V91H231V89ZM202 89V88H201ZM200 89V90H201ZM235 89V90H234ZM241 89V90H240ZM242 89H245L244 90V93H242L243 92V90ZM194 90V89H193ZM198 90V89H197ZM248 90V92H245V91H247ZM194 91H196V90H194ZM199 91V90H198ZM202 91V90H201ZM200 91V92H201ZM213 91V90H212ZM242 91V92H241ZM200 92H193L192 91V93H194V94H191V89H190V91H189V94L192 96L193 95V97L195 96V95H197L198 97H199V99H198V97H197V99H198V101H200L201 99V103L202 104H204V103H207V101H205L204 102V100H206L208 97H210V98H212V95L209 93V91L207 90L206 92H205V89L200 93ZM231 92H233V93H231ZM234 92H235V94H236V97L234 96L235 94H234ZM200 93V94H199ZM251 93V94H250ZM221 94H223L222 96H221V98H220V95ZM229 94L230 95H233V96H231V97H233V98H231L230 96H229ZM243 94V95H242ZM246 94V95H245ZM250 94V95H249ZM255 94V95H254ZM184 95H186V93H184ZM213 95H214V93H213ZM242 95V96H241ZM252 95H254V97L253 98H251V96ZM187 96V95H186ZM190 96V97H191ZM223 96H225V97H223ZM226 96H228V97H226ZM238 96H240V97H238ZM248 98H247V97ZM185 97V96H184ZM189 97V98H190ZM196 97H194V98H190L191 100L192 99H194V101L196 100ZM204 97H206V99H204L203 100V98ZM217 97V98H216ZM223 97V98H222ZM241 97H243V99L241 98ZM246 99H245V98ZM212 98V99H213ZM230 98V99H229ZM251 98V99H250ZM185 99H187V100H189L188 99V96H187V98L185 97ZM185 99L183 100V102L185 101ZM220 99H222V100H220ZM234 99V101H236V102H234V101H229V100H233ZM239 99V101L240 102H242L243 104V107H242V105L241 104H239L240 102H238L237 100ZM245 99V100H244ZM249 99V100H248ZM209 100V99H208ZM226 100H228V102H229V104L227 103V101ZM243 100V101H242ZM258 100V101H257ZM221 101V102H220ZM247 101V102H246ZM253 101H255V102H253ZM183 102H182V104H183ZM187 102H189V101H187ZM187 102H186V104H187ZM197 102V101H196ZM196 102H194V103H196ZM212 102H216V103H219V106H218V104H216L215 103V105H217V107H215L214 106V104L212 103ZM185 103V102H184ZM193 103V102H192ZM244 103H245V105H244ZM248 103H249V105H248ZM261 103V104H260ZM196 104H198V105H200L199 104V102L198 103H196ZM195 104V105H196ZM223 104H224V106L225 107H223ZM226 104H228L227 106H226ZM236 104H238V105H236ZM247 104V105H246ZM251 104H252V107H251ZM258 104V105H257ZM260 104V105H259ZM183 105H185V104H183ZM194 105V106H195ZM207 105V104H206ZM207 105V106H208ZM230 105H232V106H230ZM239 105H241V106H239ZM186 106V105H185ZM191 106V105H190ZM234 106H236V107H238V108H236V107H234ZM259 106V107H258ZM205 107V106H204ZM203 106H200V108H201V112L203 111V110H206V113H207V111H208V114H209V112H210V114H212V111L211 110H207L208 109V107L206 108V109H202V108H204ZM231 107V108H230ZM246 107V108H245ZM256 107V108H255ZM183 108H184V106H183ZM186 108V107H185ZM189 108H192L191 110H193V109H195V108H193V106H191V107H189ZM199 108V109H200ZM224 108H226L225 110H224ZM229 108V109H228ZM236 108V109H235ZM259 108V109H258ZM198 109V108H197ZM195 110V111H199V110ZM228 109V110H227ZM233 109H235V111H236V113H235V111H233L232 112V110ZM222 110V111H221ZM227 110V111H226ZM239 110V111H238ZM189 111V110H188ZM188 111H183V109H181V107H179L178 108V110H177V115H176V117L177 118H179L178 116L179 115H181V114H183V112H185L184 113V118H185V115H189V116H191L189 113H188ZM238 111V112H237ZM241 111V112H240ZM192 112H194V110L192 111ZM191 112V113H192ZM228 112V113H227ZM231 112V113H230ZM198 112H196V114H197ZM225 113V114H224ZM235 113V114H234ZM194 113H192V115H193ZM196 114H195V116H196ZM207 114V115H208ZM221 114H222V116H221ZM229 114V115H228ZM242 114V115H241ZM204 116V114L202 113L201 114V117L203 118V116ZM231 115L232 116H234L235 117V119H234V117H231ZM241 117H240V116ZM244 115V116H243ZM247 115V116H246ZM188 116V117H189ZM229 116H230V118H229ZM237 116H239V117H237ZM187 117V116H186ZM261 117V118H260ZM192 118V117H191ZM215 118V119H214ZM238 118H239V120H238ZM263 118V119H262ZM189 118H187V120L186 121H188L187 122V124L193 119H190V121L188 120ZM207 119H209L208 117H207ZM216 119H221V120H218V123H217V120ZM227 119V120H226ZM184 119H182V121H183ZM238 120V121H237ZM240 120H241V122H240ZM230 121V122H229ZM233 123H232V122ZM183 122H185V121H183ZM197 122V121H196ZM195 122V124H197ZM237 122V123H236ZM240 122V123H239ZM208 123V124H209ZM213 123V122H212ZM217 123V124H216ZM225 123V124H224ZM227 123V124H226ZM244 123V125L242 126V124ZM261 123V125L258 127V125ZM219 124V125H218ZM237 124H239V125H237ZM215 125H217V126H215ZM226 125V126H225ZM208 126H210V127H212V128H210V127H208ZM223 126H224V128H223ZM238 126H242V127H238ZM249 126V127H248ZM264 126V125H263ZM187 127V126H186ZM215 127V128H214ZM218 127V128H217ZM226 127H228V128H226ZM258 127V128H257ZM260 127H261V129H260ZM230 128V129H229ZM232 128V129H231ZM234 128V129H233ZM252 128V129H251ZM198 129V130H197ZM214 129H217V130H214ZM186 130H188V131H186ZM208 130H210V131H212V132H209ZM213 130H214V132H213ZM222 130V131H221ZM232 130V131H231ZM255 130V131H254ZM262 130V131H261ZM174 131V130H173ZM256 131H258V132H256ZM261 131V132H260ZM175 132V131H174ZM179 132L177 133V132H175L176 134H179ZM207 132V133H206ZM230 132H232V133H230ZM253 133V134H251V133ZM183 135H182V134ZM208 133H209V137H208ZM221 133H223L225 136H223V134H221ZM234 133V134H233ZM240 133V134H239ZM255 133V134H254ZM260 133V134H259ZM175 134V135H176ZM189 134H188V136H189ZM239 134V135H238ZM259 134V135H258ZM179 135V136H180ZM217 135V136H216ZM222 135V136H221ZM229 135V136H228ZM230 135H231V137H230ZM260 135H262V136H260ZM177 137H179L178 135H176ZM213 138H211V137ZM234 136L236 137V139L234 138ZM175 137V136H174ZM230 137V138H229ZM257 137V138H256ZM180 138V137H179ZM177 139V140H179V142H180V139ZM197 138H198V140H199V142H197L196 143V141H198L197 140ZM209 138V139H208ZM218 139V140H216V139ZM219 138H220V140H219ZM227 138H229V140H227ZM235 139V140H234ZM175 140V139H174ZM196 140V141H195ZM200 140H202V141H200ZM212 140V141H211ZM216 140V141H215ZM259 140L260 141H262V143L261 142H259ZM192 141H194V142H192ZM204 141V143H200V142H203ZM221 143H220V142ZM227 141V142H226ZM178 142V141H177ZM209 142H212L211 144L209 143ZM216 142H219V143H217V146H218V144L220 145L221 144V148H219V147H217L216 146ZM224 142H225V144H224ZM255 142H257V143H255ZM208 143V144H207ZM175 144V143H174ZM178 144V143H177ZM177 144H175V145H177ZM192 144V145H191ZM202 144H203V146H202ZM222 144L224 145V146H222ZM252 144H254V145H252ZM263 144V145H262ZM207 145V146H206ZM227 145V147H225ZM231 145V146H230ZM250 145V146H249ZM261 145V146H260ZM172 146H174L173 144H172ZM183 146V147H182ZM191 146V147H190ZM206 146V147H205ZM216 146V147H215ZM259 146V147H258ZM205 147V148H204ZM214 147V148H213ZM229 147H230V149H229ZM233 147V148H232ZM172 148V147H171ZM211 148L213 149V150H211ZM223 148V149H222ZM251 148H253L254 150H252ZM256 148H257V151H256ZM202 149L204 150V151H202ZM216 149V150H215ZM223 150V152H222V150ZM227 151L226 152V154H225V150ZM229 151H228V150ZM250 149V150H249ZM263 149V150H262ZM207 152H206V151ZM215 150V151H214ZM220 150V151H219ZM211 151H213V156L212 155H210L211 154ZM200 152H202V153H207L205 156L203 155V154H201ZM215 152H217V153H215ZM247 152H249V153H247ZM257 152V153H256ZM166 153V152H165ZM187 153V154H186ZM246 153V154H245ZM252 153V154H251ZM224 154H225V156H224ZM155 155L156 156H159L157 153H155ZM191 155V156H190ZM203 155V156H202ZM216 155V156H215ZM217 155H218V158H217ZM251 155H252V157H251ZM181 156V157H180ZM196 156L198 157V158H196ZM207 156H210V158L209 157H207ZM222 156V157H221ZM253 156H254V158H253ZM257 156H259L258 158H257ZM178 157L180 158L179 159V161L180 160H182V161H184L185 160V164H186V166H191V167H193L192 168V170L194 171V172H192V170H189L188 171V168H187V170H186V166L184 167L183 165L181 166V161L179 162L178 161ZM186 157V156H185ZM201 159H200V158ZM207 157V158H206ZM224 160H222L221 158ZM252 158V160H251V158ZM159 158V159H160ZM176 158H177V160H176ZM187 158V157H186ZM193 158H195V159H193ZM212 158V159H211ZM215 158H216V160H215ZM263 158H264V156H263ZM162 159H163V161H162ZM198 159H199V164H200V168L198 169L197 167H199V166H197V164H198ZM205 159V160H204ZM207 159V160H206ZM214 159V160H213ZM220 159V160H219ZM240 159V160H239ZM254 159H258V160H256L255 162H257V161H260L259 159H261V163H263V164H261L260 162L259 163H256L257 165L256 166H258V167H255L254 166V164H253V162H254ZM205 162H204V161ZM209 160V161H208ZM177 161V162H176ZM187 161H188V163H189V165H188V163H187ZM194 161H195V163H194ZM217 161V163L216 164H214V162H216ZM239 161V162H238ZM250 161V162H249ZM179 162V163H178ZM221 162H223V164H222V166H224L223 167V169L218 165V163L220 164ZM254 162V163H255ZM174 163V164H173ZM178 163V164H177ZM193 163L194 164H196L195 166H193ZM201 163H202V165H201ZM211 163V164H210ZM224 163H226V164H224ZM249 163H251V165H249ZM157 164V163H156ZM182 164H183V162H182ZM198 164V165H199ZM260 164H261V167L259 168V166H260ZM158 165V166H159ZM210 165V166H209ZM214 165L216 166V167H214ZM218 165V166H217ZM165 166V167H164ZM177 166H179L178 168H180L181 169V171H180V169H178L177 168ZM197 166V167H196ZM232 166H234V167H232ZM251 166V167H250ZM160 167V166H159ZM177 168V170L175 171V169ZM190 167V168H191ZM202 167H203V169H202ZM210 169H208V168ZM212 169H211V168ZM228 167V168H227ZM229 167H230V169H229ZM245 167V168H244ZM249 167V168H248ZM161 168V167H160ZM173 168H175V169H173ZM182 168H183V170H182ZM184 168H185V170H184ZM189 168V169H190ZM214 168V169H213ZM216 168H218V169H216ZM241 168V169H240ZM252 169V172H251V169ZM256 168V169H255ZM196 169V170H195ZM220 169H222V170H224V169H228L227 171H225L224 170V173H223V171L222 170H220ZM239 169V170H238ZM250 169V170H249ZM254 169V170H253ZM260 169V170H259ZM263 169V170H262ZM168 170H171L170 171V173L168 172ZM173 170V171H172ZM198 170H199V172H198ZM200 170H202V171H200ZM209 170V171H208ZM249 170V171H248ZM256 170H258L259 171V173H258V171H256ZM175 171V172H174ZM177 171H178V173H177ZM183 171V172H182ZM184 171H186V173H184ZM215 171V172H214ZM220 171H222V173H220ZM231 171V172H230ZM248 171V172H247ZM166 172H168V173H166ZM172 172H174V173H172ZM196 172V173H195ZM206 172H209V173H206ZM235 172V173H234ZM237 172V173H236ZM243 172H245V174H243ZM247 172V173H246ZM254 172V173H253ZM157 173H159V174H157ZM183 173V174H182ZM191 173V174H190ZM192 173H194L193 175H192ZM218 173V174H217ZM248 173H250L251 175H249ZM256 173V174H255ZM169 174H172V176L174 177L173 179H171L172 178V176L170 175V176H168L170 179H171V181H170V179H168V177H167V175H169ZM174 174H176V175H174ZM178 174H180L179 176H178ZM221 174V175H220ZM225 174V176H223ZM226 174H227V176H226ZM235 174V175H234ZM236 174H238V175H236ZM260 175V177H258V176H256V178L254 179L253 178V176L252 175ZM166 175V176H165ZM181 175H182V177H181ZM200 176V177H198V176ZM216 175V176H215ZM246 175H247V178H246ZM178 176V177H177ZM194 178H193V177ZM204 176V177H203ZM243 176H245V177H243ZM143 177V176H142ZM165 177H166V179H165ZM177 177V178H176ZM189 177H191V178H189ZM203 177V178H202ZM219 177V178H218ZM221 177H223V178H221ZM235 177V178H234ZM241 177V178H240ZM250 177V178H249ZM257 177L259 178V180L257 179ZM264 177V175H262V178ZM226 178H227V180H226ZM236 178H238L237 180H239V181H241V182H238V181H236L235 179ZM149 179V178H148ZM156 179H157V181H156ZM158 179H159V181H158ZM161 179H163V180H161ZM176 179V180H175ZM179 179V180H178ZM217 179H219L220 181H218ZM221 179H224V180H221ZM155 182H154V181ZM164 180L167 182V183H165L164 182ZM169 180V181H168ZM194 180H196V181H194ZM198 180V181H197ZM206 180V181H205ZM245 180H246V182H245ZM255 180H256V183L258 182L259 183V186L261 185V187L260 188H257V189H255V187L256 186H258V183L256 184L255 183V185L256 186H254L253 187V184H254V182H255ZM234 181V182H233ZM244 181V182H243ZM254 181V182H253ZM152 182H154V183H152ZM160 182V183H159ZM195 182V183H194ZM222 182L224 183V185L225 186H227V187H222L223 185H222ZM243 182V183H242ZM249 182H253V184H251V186H250V184H249ZM145 183V184H146ZM246 183V185H247V187L244 185ZM155 185V187H154V185ZM199 184V185H198ZM202 184V185H201ZM203 184L205 185V186H203ZM228 184V185H227ZM135 185V184H134ZM137 185H139V184H137ZM140 185H143V184H140ZM139 185V186H140ZM159 186V188H157L158 186ZM180 185V186H179ZM190 185V186H189ZM213 185H215V186H213ZM238 185H240L239 187H238ZM139 186H138V188H139ZM145 186V185H144ZM212 186H213V188H212ZM220 188H219V187ZM228 186L232 189V190H230V188L228 189ZM152 187V188H151ZM176 187V188H175ZM177 187H179V188H177ZM186 187V188H185ZM196 187H198V188H196ZM199 187H201V188H199ZM203 187V188H202ZM235 187V188H234ZM140 188H141V186H140ZM144 188V187H143ZM173 188H175L174 190H173ZM184 188H185V190H184ZM227 188V189H226ZM239 188H241V189H239ZM142 189V188H141ZM150 189V190H149ZM156 189V190H155ZM157 189H159V190H157ZM163 189H164V191H163ZM182 189H183V191H182ZM188 189H189V191H188ZM219 190L218 191V193L220 192V191H222L223 189L225 190H223V192H222V194L221 193H219V195H214L215 194V191L216 190ZM238 189V190H237ZM171 190H173V191H171ZM178 191V192H176V191ZM261 190V191H262ZM142 191H144V190H142ZM149 191H151V192H149ZM152 191H154V192H152ZM155 191H156V194L155 195H153L154 193H155ZM158 191H159V193H158ZM163 191V192H162ZM213 191V192H212ZM233 193H232V192ZM260 190H258V192H259ZM168 192V195H166V193ZM174 192L175 193H177V194H174ZM238 192H239V194H238ZM241 192H243V193H241ZM131 193V192H130ZM140 193H142V194H144L143 196H142V194L140 195ZM171 195H170V194ZM201 193V194H200ZM255 194V196H256V192H254ZM264 193V192H263ZM262 193V195H263V198H264V194ZM149 194V195H148ZM152 194V195H151ZM161 195V197H159V195ZM205 194V195H204ZM207 194V195H206ZM251 194V193H250ZM151 195V196H150ZM166 195V196H165ZM183 195V196H182ZM226 195L228 196V197H226ZM241 195H242V197H241ZM128 196H130V194L128 195ZM135 196V197H136ZM145 196H148V197H146L145 198ZM153 196H155V198H157V201L155 200V198L153 197ZM190 196H192V197H190ZM238 196H239V198H241L240 200H239V198H238ZM251 196H253V195H251ZM260 197H261V192H260V195H259ZM258 196V197H259ZM158 197L163 201H160L159 199H158ZM167 197V198H166ZM170 197V198H169ZM172 197H175L174 199L172 198ZM197 198V200L196 199H194V198ZM205 197H207V199H205ZM208 197H209V199H208ZM247 197H249V195L247 196ZM164 198V199H163ZM181 198H182V200H181ZM202 198V199H201ZM219 198H221V202H220V200H219ZM225 198H228V199H225ZM256 198V197H255ZM130 199H132V200H130ZM140 199V200H139ZM150 199H154V200H151L150 202H149V200ZM170 199H171V201H170ZM172 199H173V201H172ZM184 199V200H183ZM192 199V200H191ZM222 199H225L224 200V203H226L225 205H224V203L222 202L223 200ZM244 199H246V201L248 202V204H245V205H243L244 203H245V201H243ZM165 200V201H164ZM178 201V202H176V201ZM182 202H181V201ZM189 200H191V201H189ZM201 200H203V201H201ZM206 200V201H205ZM210 200V201H209ZM235 200V201H234ZM236 200H238L237 202H236ZM254 201L256 200V199H253ZM140 201V203H139V206H138V202ZM146 201H148V202H146ZM155 201V202H154ZM183 201H184V204H183ZM188 202V204L186 203V202ZM213 201V202H212ZM219 201V202H218ZM226 201V202H225ZM253 201V202H254ZM258 202H261V201H259V199L257 200ZM264 201V200H263ZM158 202V203H157ZM160 202V203H159ZM171 203V205H173V206H171L170 207V205L168 204V203ZM180 202V203H179ZM240 202H244L243 204H238V203H240ZM250 202H251V200H250ZM148 203V204H147ZM153 203V204H152ZM154 203L156 204V206L154 205ZM168 205L167 207H166V205ZM173 203V204H172ZM179 203V204H178ZM201 203V204H200ZM203 203H204V206H203ZM212 203V204H211ZM262 204L260 205V206H262L263 205V207H264V203L263 202H261ZM140 204H141V206H140ZM146 204H147V206H146ZM151 204V205H150ZM160 206H159V205ZM164 204V205H163ZM184 206H183V205ZM193 204H196V205H193ZM198 204V205H197ZM218 204V205H217ZM219 204L221 205V206H219ZM155 207H154V206ZM180 205H182V206H180ZM194 206V207H192V206ZM241 205H243V207L244 206H246L245 208L248 210V209H254V208H258L259 210H258V212L261 210L262 212L258 215L256 212H254L255 214H257L255 217H256V219H254V221H252L251 223H250V221H251V219L252 218H250L249 219V221L247 220L248 219V217L246 218L245 216H244V214L246 215V214H249V213H244V214H241V212H239V211H236V210H242L241 208H240V206ZM136 206H138V207H136ZM146 206V208L145 209H141V208H144ZM149 206V207H148ZM152 206V207H151ZM190 206V207H189ZM203 206V207H202ZM215 206H219V207H215ZM256 206V207H255ZM135 207V208H134ZM164 207V208H163ZM173 207V208H172ZM178 207V208H177ZM189 207V208H188ZM196 207V208H195ZM201 207V208H200ZM222 207H225V210H222L223 208ZM136 208H137V210H136ZM167 208V209H166ZM168 208L170 209V208H172L173 209V212H169L170 210H168ZM175 208V209H174ZM214 208H216V209H214ZM222 208V209H221ZM232 208L235 210H232ZM130 209H135L136 210V213H135V210H134V212H133V210H132V212L134 213V215L132 214V212H129V211H131ZM157 209V210H158ZM171 209V210H172ZM190 209V210H189ZM220 209V210H219ZM230 209L233 211V212H236L235 213V216H233L232 214V216H233V218L234 217H237V216H239L240 218L239 219H235L236 220V222H235V220H234V222H233V219L230 217V215H228L227 216V213H230L229 211H230ZM140 210H143V211H141V213H140V215L138 214L139 213V211ZM165 210H168L167 212H165V214L163 213ZM175 210V211H174ZM204 210V211H203ZM243 210H245L244 208H243ZM145 211H147V212H145ZM189 211V212H188ZM246 211V210H245ZM254 211H257V210H254ZM151 212V213H150ZM156 212V211H155ZM201 212V213H200ZM211 212V213H210ZM243 212V211H242ZM250 212H252L253 213V211H250ZM143 213H146V215L145 214H143ZM150 213V214H149ZM192 213V214H191ZM200 215H199V214ZM135 214H138V215H135ZM149 214V215H148ZM153 214H154V212H153ZM152 214V215H153ZM177 214V215H176ZM195 214V215H194ZM203 214V216H201ZM237 214V215H236ZM251 214V213H250ZM249 214V216H253V215H250ZM148 215V217H144V216H147ZM158 215H161L160 217L162 218V221L164 220V222L162 223V221H159L161 218L159 217L158 218ZM164 215H166V216H168V217H166V216H164ZM172 215V216H171ZM201 216V217H199V216ZM225 215V216H224ZM134 216V217H133ZM143 216V217H142ZM163 216V217H162ZM173 216H174V218H173ZM177 216V217H176ZM260 216H262V215H260ZM182 217H183V219H185V220H183L182 219ZM184 217H186V218H184ZM195 217V218H194ZM197 217V218H196ZM245 217V218H244ZM254 217V218H255ZM151 218H153V216H151ZM158 218V219H157ZM165 218V219H164ZM170 218H171V220H173L175 223H173L172 224V222L173 221H171L170 220ZM193 218V219H192ZM201 218H203V219H201ZM207 218V219H206ZM263 218V217H262ZM149 219V218H148ZM157 219V220H156ZM180 219V221H178ZM201 219V220H200ZM208 219H210L209 220V222H206V220H208ZM241 219L243 220H245L246 219V221H241ZM257 219H259V221L258 222H256L257 221ZM123 220V219H122ZM138 220H139V222H138ZM167 220V221H166ZM187 220H189V221H187ZM197 220H199V221H197ZM253 220V219H252ZM263 220H264V218H263ZM129 221H131L130 223H132L131 225L129 224ZM148 221H150V220H148ZM157 221V222H156ZM165 221H166V223H165ZM183 221L185 222L184 224H182L183 223ZM192 221V222H191ZM157 224H156V223ZM158 222H160V223H158ZM167 222L168 223H170L171 224V226H170V224H167ZM181 222V223H180ZM187 222V223H186ZM239 222H242V223H239ZM254 222H256L257 224H261V226L260 225H257V224H255ZM190 223V224H189ZM195 223H197V224H195ZM237 223H239V225H236ZM245 223V224H244ZM247 223V224H246ZM252 223H254L255 224V226L254 225H252ZM129 224V225H128ZM142 224H144V223H142ZM142 224H139V226L140 225H142ZM180 224V225H179ZM187 224H189L188 226H187ZM232 224H234L236 227L237 226H240V224H241V227L242 228H240V230H237L236 229V233H235V235L233 234V232L235 231H233V232H231V234H230V231L229 230H232V229H234V225H232ZM244 224V225H243ZM251 224V225H250ZM121 226V224H118V226ZM137 225V224H136ZM146 225H148V226H146ZM160 225V226H159ZM162 225V226H161ZM169 225V226H168ZM176 225V226H175ZM185 225V226H184ZM190 225H192V226H194V229L193 228H190ZM244 227H243V226ZM246 225L247 226H249V228H250V226H251V230H253L254 231V227H256V230H257V233H256V237H258L257 239H256V237L254 236V238H253V236H251V235H249V234H247V235H249L250 236V240H249V242H248V238H247V235H246V237L245 238H247V239H245L246 241L244 242L243 240H244V235L243 234H246V233H244L245 231H249V229H248V227H246ZM143 226V225H142ZM172 226H174V227H172ZM182 228H181V227ZM233 226V228H231V227ZM138 227V226H137ZM146 227H148L147 229H146ZM163 227H165V229H163ZM167 227H169V228H167ZM186 227H188V229L186 228ZM231 229H230V228ZM150 228V229H149ZM172 230H171V229ZM190 228V229H189ZM215 228V229H214ZM228 228V229H227ZM243 228L245 229L246 228V230H243ZM126 229V228H125ZM156 229V230H155ZM176 229V230H175ZM185 229V230H184ZM202 231H201V230ZM220 229V230H219ZM261 228H259V230H260ZM263 229V228H262ZM261 229V230H262ZM139 230V229H138ZM138 230H136V231H138ZM173 230H174V232H173ZM182 230V231H181ZM191 230H192V232H194L193 234H192V232H191ZM197 230H200V231H197ZM217 230H218V233H219V235H217L218 233H217ZM222 230V231H221ZM255 230V231H256ZM179 231V232H178ZM204 231V232H203ZM229 231V232H228ZM239 231H241L242 233H238ZM252 231V232H253ZM152 232H154V237H153V233ZM159 232V231H158ZM166 232V233H165ZM168 232H172V233H168ZM178 232V233H177ZM221 232H223V233H226V235H227V240L225 239V238H223L222 237V239H220V237L221 236H223V233H221ZM251 232V233H252ZM177 234L176 236L178 237L179 236V238H180V240H177L176 238V242H175V239H174V237H175V235H174V237H173V235L172 234ZM217 233V234H216ZM229 233V234H228ZM237 233L239 234V237L242 239V240H240V238H238V235H237ZM249 233V232H248ZM264 233V232H263ZM125 234V235H124ZM165 236H164V235ZM183 234V236H181ZM191 234V235H190ZM207 234V235H206ZM139 235H140V232H139ZM150 235V236H149ZM156 235L160 238V237H163L162 239L163 240H161L162 242H158L160 239L159 238H156ZM162 235V236H161ZM198 235V237H200V238H198V237H196ZM230 235H232V236H234V237H232V236H229ZM236 235H237V237H236ZM261 235V236H260ZM123 236H125V238L123 237ZM128 236V237H127ZM145 236V237H144ZM167 236V237H166ZM172 236V237H171ZM192 236V237H191ZM202 236V237H201ZM219 236V237H218ZM242 236H243V238H242ZM117 237H116V239H117ZM121 237H123V238H121ZM128 239H127V238ZM149 237H151L150 239H149ZM169 237V238H168ZM185 237V238H184ZM195 237V238H194ZM203 237H208L207 239H205V238H203ZM235 237L237 238L236 240H235ZM134 238H136V239H142L143 241H145L146 239L145 238H147L148 240H146L145 241V243H146V245H149V242H150V245L149 246H146L145 245V243H143L144 245H141L140 243L139 244H136V245H141V246H143L142 248H143V250L144 251H142L141 249H137V247H136V249L137 250H134L135 249V247L134 246H136V245H134V242H133V240L132 239H134ZM154 238V239H153ZM178 238V239H179ZM125 239V240H124ZM128 241H127V240ZM158 240L157 242L155 241V244H154V242H153V244L154 245H158V243H159V249H158V247H156V246H154L153 244H151V242L152 241H154V240ZM173 239V240H172ZM195 239V240H194ZM200 239H203L202 241H204V243H202L201 242V240ZM205 239V240H204ZM210 239V240H209ZM233 239L236 241H233ZM109 240V239H108ZM124 240V241H123ZM135 240V239H134ZM172 240V241H171ZM181 240H183V241H181ZM186 240V241H185ZM209 240V241H208ZM224 240V241H223ZM237 240H240V241H238V245L240 246V243H241V245H242V249H240L241 247H239L238 245H237ZM260 240V241H259ZM110 241V240H109ZM116 241H118V240H116ZM125 241H127V243L125 242ZM139 242L141 241V240H138ZM137 241V242H138ZM143 241H141V242H143ZM168 241H171V243L170 242H168ZM179 241V242H178ZM206 241V242H205ZM211 241H213V243H217V245L219 246V244L221 243H224L225 244V246H221V247H228V248H226L225 250H223L224 251V253H222V255H221V253L220 252H223V251H221L222 249L221 248H218L217 246V248L219 249V251H218V254H216V255H218L217 256V258L215 257L214 259H215V261H214V259H213V257L214 256H216L215 254H213V257H212V254H210V252H209V249H215L216 247H212V248H210V246L208 245V253H206L205 251H202V252H200L199 253V251H201L202 249H201V246L202 247H204L205 246V244H206V246H207V244L208 243H210L211 244ZM221 241V242H220ZM243 243H242V242ZM254 241H253V243H254ZM108 242V241H107ZM113 242L116 244V245H114L113 244ZM123 242V243H122ZM135 242H136V240H135ZM136 242V243H137ZM148 242V243H147ZM176 243V245H174L175 243ZM181 242V243H180ZM190 243V244H188V243ZM194 242V243H193ZM197 242H199V244H200V246L198 245V244H196ZM201 242V243H200ZM248 242V243H247ZM110 243H108L109 244V246L111 245ZM126 243V244H125ZM132 243H133V245H132ZM157 243V244H156ZM212 243V244H213ZM226 243H228L227 245H226ZM229 243H231V245L229 244ZM233 243L238 247H236L235 248V245H233ZM247 243V247L246 246H244L245 244ZM258 243V244H259ZM260 243V244H261ZM107 244V245H108ZM162 244H164V245H162ZM173 244V245H172ZM203 244V245H202ZM215 244H213V246L215 245ZM244 244V245H243ZM254 244V245H255ZM112 245H111V248H112ZM154 246V248H152L153 246ZM167 245V246H166ZM169 245H170V247H169ZM186 245V246H185ZM223 245V244H222ZM251 245H252V242H251ZM250 245V246H251ZM254 245H252V247L251 248H249L250 250H252V248H254ZM109 246H107V248H106V246L104 247L105 249H102L101 250V252H100V254H99V256H98V260H102L103 261V256H105V255H110L111 253H112V251H113V249H110V247ZM131 246L132 247H134V251L133 252H135V251H137V254H134V253H132V248H131ZM152 246V247H151ZM161 246H162V248H161ZM192 246V247H191ZM197 246V247H196ZM255 246H258V245H255ZM123 247H124V250H123ZM145 247V248H144ZM155 247H156V249H155ZM167 247V248H166ZM176 247V249L174 250V248ZM178 247V248H177ZM183 247V248H182ZM185 247V248H184ZM194 247H195V249H194ZM234 249H233V248ZM244 247H246L245 249H244ZM259 247V246H258ZM261 247H263L264 248V246H262L261 245ZM138 248H141V247H138ZM147 248V249H146ZM149 248V249H148ZM193 248V249H192ZM262 248V249H263ZM128 249V250H127ZM129 249H131L130 251V253L131 254H129ZM152 249V250H151ZM156 251H155V250ZM166 249V250H165ZM173 249V250H172ZM181 249H183V251L181 250ZM185 249H187V250H185ZM217 249V250H218ZM221 249V250H220ZM256 249H257V247H256ZM261 249V248H260ZM260 249H258V251H261ZM110 250H111V252H110ZM145 250L147 251V252H145ZM150 250V251H149ZM154 250V251H153ZM158 250H160V251H158ZM165 250V251H164ZM185 250V251H184ZM191 250H193V252L191 251ZM196 250H198L197 251V253L195 252ZM205 250V249H204ZM217 250H216V252L215 253H217ZM229 250H231V251H229ZM255 250V249H254ZM125 251V252H124ZM126 251H128V254H127V252ZM167 251H168V253H167ZM177 251V252H176ZM189 251V252H188ZM211 251V250H210ZM228 251H229V253H228ZM236 251V252H235ZM246 251V252H245ZM126 253V254H124V253ZM141 252V253H140ZM144 254H148V258H146L147 257V255H143V253ZM151 252H153V254H154V256H153V254L151 253ZM162 252H163V255H162ZM166 252V253H165ZM170 252V253H169ZM179 252V253H178ZM180 252H182V253H180ZM204 252V253H203ZM250 252V251H249ZM253 252H255V251H252V253ZM136 253V252H135ZM183 253H184V255H183ZM190 253V254H189ZM193 253H196V254H193ZM199 253V255L200 254H202V255H200V256H202V257H194V255H197ZM212 253V252H211ZM220 253V254H219ZM246 253V254H245ZM259 253V252H258ZM136 255V256H134V255ZM149 254H151L150 256H149ZM171 254V255H170ZM226 254H228V255H226ZM240 254H242L241 256H240ZM254 254V253H253ZM255 254H257L256 252H255ZM260 254V253H259ZM263 254V253H262ZM119 255V253H118V255L117 256H120ZM132 255H133V258L134 259H132ZM144 257H143V256ZM165 255V256H164ZM168 255H170V257H168ZM181 255V256H180ZM191 255H193V257L191 256ZM198 255V256H199ZM225 255V256H224ZM229 255H231L233 258H234V261H233V259L231 260V259H229V258H227V257H229ZM235 255H239V256H235ZM249 255L251 256V254L249 253ZM248 255V256H249ZM261 255V254H260ZM111 256V255H110ZM109 256V257H110ZM137 256H141L142 258H140L139 257V260L137 259L138 257ZM153 256V257H152ZM158 256H161V257H158ZM186 256V257H185ZM190 256H191V258H192V260H193V258H195L194 260H196V261H194L193 260V262L191 263V262H189L188 260H191V258H190ZM224 256V257H223ZM256 256H258V254L256 255ZM130 257H131V259L133 260H129L130 259ZM136 257V258H135ZM180 257V258H179ZM185 257V258H184ZM187 257H189L188 259H186ZM252 257V256H251ZM251 257L249 258V260L251 261L252 259H251ZM262 257V256H261ZM147 260H146V259ZM150 258V259H149ZM159 258H161V259H159ZM165 258V259H164ZM206 258L207 259H209V260H207V261H210V262H205V260H206ZM210 258H212V259H210ZM219 258H221V259H219ZM231 258V257H230ZM260 258V257H259ZM263 259H264V257H262ZM105 259V258H104ZM125 259H127V260H125ZM136 259H137V261H136ZM163 259V260H162ZM167 259V260H166ZM170 259V260H169ZM202 259L204 260V261H202ZM218 259V260H217ZM243 259V260H242ZM245 259H248L247 257L245 258ZM253 259H254V256H253ZM98 260H97V263L96 264H102V263H100V262H98ZM124 260H125V262H124ZM143 260V261H142ZM144 260H146V261H144ZM186 260V261H185ZM191 260V261H192ZM220 260V261H219ZM259 260V259H258ZM258 260H257V262H258ZM136 261V262H135ZM169 261V262H168ZM175 261V262H174ZM180 261V262H179ZM184 261V262H183ZM218 261V262H217ZM230 261H232V262H230ZM246 261V260H245ZM244 261V262H245ZM262 261V260H261ZM178 262V263H177ZM183 262V263H182ZM216 262V263H215ZM229 262V263H228ZM235 262H237V264H239V263H241V264H243L242 262H238V261H235ZM235 262H234V264H235ZM248 262V261H247ZM255 262L256 263V260H253V261H251V262H249V263H251V264H253V263ZM104 263V262H103ZM119 263V262H118ZM117 263V264H118ZM262 264L264 263V261L263 262H261ZM106 264V263H105ZM114 264V263H113ZM128 264V263H127ZM245 264V263H244Z\"/></svg>", "mask_w": 264, "mask_h": 264}]
</instances>
